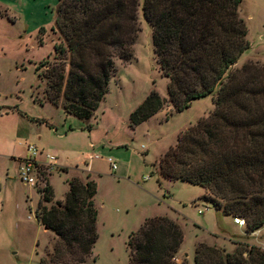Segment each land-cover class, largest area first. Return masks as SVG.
<instances>
[{
	"label": "trees",
	"instance_id": "16d2710c",
	"mask_svg": "<svg viewBox=\"0 0 264 264\" xmlns=\"http://www.w3.org/2000/svg\"><path fill=\"white\" fill-rule=\"evenodd\" d=\"M239 0H140L152 58L165 79L164 98L149 89L126 116L132 129L164 103L179 112L191 100L211 97V110L174 136L149 167L168 181L196 185L214 211L244 222L249 233L264 223V67L244 61L227 68L247 49L236 14ZM137 0H56L52 28L60 43L36 77L46 102L86 126L106 92L112 60H131L138 32ZM60 200L44 182L35 190L33 217L54 241L36 264H82L95 233L94 183L71 177ZM158 184V182L156 183ZM204 197V196H203ZM181 241L177 224L165 215L144 218L126 236V264H176ZM182 264V263H179ZM191 264H264V251L236 243L230 252L195 243Z\"/></svg>",
	"mask_w": 264,
	"mask_h": 264
},
{
	"label": "rangeland",
	"instance_id": "374dc122",
	"mask_svg": "<svg viewBox=\"0 0 264 264\" xmlns=\"http://www.w3.org/2000/svg\"><path fill=\"white\" fill-rule=\"evenodd\" d=\"M137 2L138 32L131 60L128 64L112 60L106 92L86 129L80 121L64 117L59 109L38 106L29 99V92L39 97L43 88L36 77L41 68L35 71V66L49 63L52 44L60 43L50 29L56 0H0V264H36L54 241L33 217L35 190L41 187L22 185L15 178L14 160L24 155L26 144L54 159L44 179L52 201L61 199L67 179L75 177L82 182L89 171L95 187L96 238L82 264H126V236L137 228L141 217L156 215L167 216L180 229V251L173 256L176 264H191L192 247L198 242L230 252L236 243L259 246L264 241V224L255 239L244 236L229 216L201 200L208 197L201 188L164 180L149 167L173 145L182 125H191L197 113L210 109L209 98L197 99L176 114L164 103L132 129L126 127L128 112L149 89L164 98L165 79L155 67L149 30L140 17V0ZM236 14L244 24L248 47L233 69L245 59L264 67V0H239ZM13 104L32 119L4 108ZM34 118L49 124L36 123ZM91 155L97 158H86ZM105 158L114 163L113 171ZM41 159V154L36 157ZM144 176L147 179L141 182ZM194 204L207 209L196 214Z\"/></svg>",
	"mask_w": 264,
	"mask_h": 264
},
{
	"label": "built area",
	"instance_id": "2783aa9c",
	"mask_svg": "<svg viewBox=\"0 0 264 264\" xmlns=\"http://www.w3.org/2000/svg\"><path fill=\"white\" fill-rule=\"evenodd\" d=\"M42 156L41 160H36L38 155ZM87 159L97 158L96 155L87 156ZM53 157L47 155L46 153H41L40 150H37L34 146L26 144L24 146V155L21 158L15 160V178L17 181L26 186H37L42 187L44 184V179L47 176L49 168L53 165ZM108 169L113 171L115 166L114 163L109 159H104ZM146 177H142L141 180H144ZM195 208L196 214H201L202 211H205L207 208L204 206L197 207V205H193ZM230 222L233 226L238 229L244 230V222L239 217H230ZM264 224V223H263ZM259 229H256L249 233H244L243 235L250 237L251 239H255L259 232ZM259 250L264 251V241L256 246Z\"/></svg>",
	"mask_w": 264,
	"mask_h": 264
},
{
	"label": "crops",
	"instance_id": "0c3cea01",
	"mask_svg": "<svg viewBox=\"0 0 264 264\" xmlns=\"http://www.w3.org/2000/svg\"><path fill=\"white\" fill-rule=\"evenodd\" d=\"M1 12H2V15L3 16H5L6 17V14H5V12H4V10L2 9L1 10ZM7 18V17H6ZM241 55V53L238 55V57ZM238 57L236 58V60L238 59ZM236 60L232 63V64H230L229 66H228V68L227 69H229V68H231V69H233V67H235V62H236ZM246 60V59H245ZM244 60V61H245ZM129 63V62H128ZM128 63H126V64H128ZM126 64H124V65H126ZM261 64H263V63H261ZM120 65H122V64H120ZM264 65V64H263ZM108 80H110V79H108ZM108 83V82H107ZM29 94H30V92H29ZM105 94V93H104ZM207 98H209V100H210V109H206V111H204V112H200V113H197V115L195 116V119H194V121L198 118V117H202V116H205L210 110H211V95H206L205 97H203V98H199V100H205V99H207ZM29 99H30V101H31V103H35V102H33L32 100H31V97L29 96ZM197 99H194V100H191L189 103H188V106L186 107V108H184L183 110H185V109H187L188 107H189V105L192 103V102H195ZM35 104H37V103H35ZM45 104H47V105H49L48 103H46V102H41L38 106H42V105H45ZM98 105V104H97ZM49 106H51V105H49ZM51 107H53V106H51ZM97 107V106H96ZM0 108H3V106H0ZM4 108H6V109H8L9 111H11V112H15V113H17L20 117H24V118H28L29 120H31L32 118L30 117H26L25 116V114H23V113H20L19 112V110H18V108L16 107V105H10L9 107H4ZM54 109H59L58 107H53ZM96 109V108H95ZM183 110H181V111H183ZM181 111H179V112H181ZM61 112V111H60ZM94 112H95V110L92 112V115L90 116V118L88 119V121L90 120V121H92L93 119H94ZM179 112H173L172 111V113L173 114H176V113H179ZM61 114L65 117V116H67V115H64L62 112H61ZM205 114V115H204ZM35 119V118H34ZM35 121H36V123H40V124H49V123H47L46 121H44V120H42V119H40L39 118V120H38V118H36L35 119ZM126 123V122H125ZM189 125V123H186L185 125H182L180 128H179V130L178 131H181L182 129H184L185 127H187ZM177 131V132H178ZM176 132V133H177ZM89 147H91V145L89 144L88 145ZM163 152V151H162ZM161 155V154H160ZM159 155V156H160ZM158 156V157H159ZM157 157V158H158ZM16 160V159H15ZM15 160H14V163H15ZM157 160V159H156ZM155 160V161H156ZM155 161L153 162V164L155 163ZM60 167H62V166H60ZM64 167V166H63ZM151 168V167H150ZM84 169H85V171H86V169H87V165H84ZM152 169L154 170V172L157 174V172H156V169H155V167H152ZM86 172H88V176H89V171H86ZM64 173V172H63ZM125 174H127V171H125ZM157 176H158V174H157ZM112 177V176H111ZM142 178V177H141ZM141 178H140V181L141 182H144L146 179H147V177L144 179V180H141ZM48 186H49V184H48ZM50 187V186H49ZM202 194H203V192H202ZM92 202H93V199H92ZM93 205H94V203H93ZM144 218H147V217H144ZM143 217H141V219L139 220V224L141 223V221L144 219ZM138 224V225H139ZM236 228V227H235ZM236 229H238V228H236ZM260 229H261V227H260ZM260 229H259V232H260ZM245 239V240H244ZM242 240H244V241H246L245 243H247L248 241L246 240V238H243ZM180 251V244H179V246H178V252Z\"/></svg>",
	"mask_w": 264,
	"mask_h": 264
}]
</instances>
